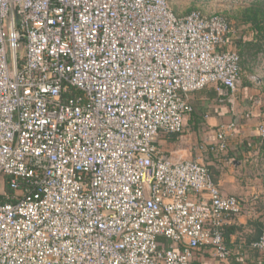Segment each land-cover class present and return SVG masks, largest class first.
Returning <instances> with one entry per match:
<instances>
[{"label": "built area", "instance_id": "2783aa9c", "mask_svg": "<svg viewBox=\"0 0 264 264\" xmlns=\"http://www.w3.org/2000/svg\"><path fill=\"white\" fill-rule=\"evenodd\" d=\"M233 31L170 0H0V264L228 260L243 199L158 141L184 132L192 92L238 90ZM230 130L200 149L228 150ZM251 246L264 255V228Z\"/></svg>", "mask_w": 264, "mask_h": 264}, {"label": "crops", "instance_id": "0c3cea01", "mask_svg": "<svg viewBox=\"0 0 264 264\" xmlns=\"http://www.w3.org/2000/svg\"><path fill=\"white\" fill-rule=\"evenodd\" d=\"M235 31L227 37L223 49H236ZM263 84L264 78L250 74L244 83L240 81L236 92L225 96H220L218 92L217 97L212 96L210 92L214 85L192 92L190 102L195 110L188 116L186 124L194 125L202 141L193 139L195 131L176 137L168 135L158 141L165 157L198 158L208 166L222 193L243 199L241 212L234 215L228 225L232 230L229 236L232 254L229 259H219L212 247L204 246L196 253L194 264H264L263 253L248 244L250 238L259 236L258 226L262 228L263 224L257 223L264 221V172L261 171L264 151L263 144L258 140V127L264 123V114L260 109ZM232 124L239 126L240 132L228 131V150L214 154L208 148L206 151L200 149L204 141H216L221 126Z\"/></svg>", "mask_w": 264, "mask_h": 264}, {"label": "trees", "instance_id": "16d2710c", "mask_svg": "<svg viewBox=\"0 0 264 264\" xmlns=\"http://www.w3.org/2000/svg\"><path fill=\"white\" fill-rule=\"evenodd\" d=\"M219 14L225 16L228 19V21L232 25H234L232 23L233 21L232 17H228L223 13H219ZM235 21H236V26L238 27V30H236L234 34V40L236 42L235 50L238 51V53L242 58L241 65L244 63L245 66L249 67V62L252 59L257 60V63L258 61L259 63L264 61V0H252L245 6L240 7L236 12ZM242 56H244L245 58H243ZM207 87L198 91L205 90ZM213 87L211 88L210 94L214 97L215 96L217 97L218 96L217 91ZM260 98H261L260 109L264 114V88L261 90ZM169 135L174 137L179 136V134H169ZM262 144H263L262 151H264V141L262 142ZM257 224L259 225L263 224L262 228L258 226L259 236L257 235L253 238H250L248 244L252 249L259 251L257 248H253L251 246V243L252 241L257 240L260 237L262 230L264 228V221L261 223L259 222ZM231 231L232 230L227 225L225 227V238L229 245H230L229 236Z\"/></svg>", "mask_w": 264, "mask_h": 264}, {"label": "rangeland", "instance_id": "374dc122", "mask_svg": "<svg viewBox=\"0 0 264 264\" xmlns=\"http://www.w3.org/2000/svg\"><path fill=\"white\" fill-rule=\"evenodd\" d=\"M170 1H171V5L173 6V8L179 13H186L192 9H201L207 13H213V12L223 13L228 17H232V20H233L232 23L234 24L233 28L234 30H238V27L236 26V21H235L236 12L240 7L245 6L252 0H170ZM242 57L245 58L244 56ZM242 66H243L242 83H244V79L250 76V74L256 77L264 78V61L260 63L258 61L257 63V60L252 59L249 62V67L253 69L249 68L248 66H245L244 63L242 64ZM193 126H194L193 124H191L190 126L186 124L184 132L188 133L190 131L193 133L195 131ZM195 132L196 134L194 133L193 139L197 142L198 141L201 142L202 139L199 137V133L197 131ZM206 150H207V147H205V149H202V151H206ZM261 171L264 172V166L262 167ZM4 188H5V185L2 182L0 185V190H4Z\"/></svg>", "mask_w": 264, "mask_h": 264}]
</instances>
